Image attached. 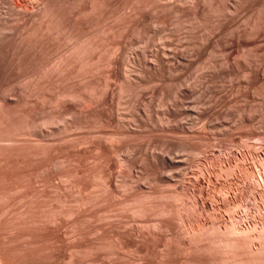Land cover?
Wrapping results in <instances>:
<instances>
[{"label": "rangeland", "instance_id": "374dc122", "mask_svg": "<svg viewBox=\"0 0 264 264\" xmlns=\"http://www.w3.org/2000/svg\"><path fill=\"white\" fill-rule=\"evenodd\" d=\"M241 1L98 0L93 9V1L85 0L70 9L67 25L77 22L78 28H73L81 33L77 39L90 41L82 43L91 49L81 56L83 60L76 58L70 67L51 72L46 78L48 89L37 93L38 69L58 62L71 46L57 48L56 39L49 38L44 50L40 44L32 48L27 30L42 0H0V11L10 19L0 22V34L5 36L0 44V100L19 99L18 95L24 99L0 113L1 134L24 127L27 114L37 112L42 103L45 107L42 94L53 99L72 85L88 93L89 83L100 89L105 75H113V67L107 68L112 51L115 59L119 55L127 59L139 44L140 49L153 45L146 49L144 65L159 74L150 52L156 41L169 37L181 47L172 49L162 65L161 73L168 74L165 82L158 75L157 81L146 84L149 87L135 86L138 94L134 86L128 87L119 111L121 85L115 78L108 83V97L93 105L66 98L61 100L65 108L52 103L47 108L53 106L66 119L68 114L86 116L82 113L90 112L91 106L90 114L109 108H114L113 117L121 116V111L127 119L133 111L143 118L148 114L143 119L145 130L167 110L165 116L171 111L169 118L178 119L177 125L157 123L160 127L154 125V130L141 127L135 133L128 128L119 131L116 123L98 124L73 128L62 138L52 137V142L19 135L14 146L0 147V264H264V94L256 91L264 83V1ZM255 16L261 23L257 33L250 32ZM192 35L201 39H191ZM192 41L195 47L190 46ZM37 60L41 63L35 70ZM85 61V72L76 75ZM171 80L179 103L164 113L158 104L160 90L165 88L167 96ZM131 146L137 149H132L133 157L141 159L126 168L115 154L131 153ZM153 153L156 161L149 157ZM142 158L146 164L156 163L148 166ZM226 167L231 172L223 171ZM119 174L138 184L132 180L129 190L116 186ZM148 175L149 183L141 187ZM158 175L162 182L156 180Z\"/></svg>", "mask_w": 264, "mask_h": 264}, {"label": "bare ground", "instance_id": "6f19581e", "mask_svg": "<svg viewBox=\"0 0 264 264\" xmlns=\"http://www.w3.org/2000/svg\"><path fill=\"white\" fill-rule=\"evenodd\" d=\"M85 0H42V2L41 3H39V7H38V9H37V11L36 12H34V14H33V22H32V26L31 27H29L30 28V30H27V33H28V31H29V36H26V37H28V39H29V41L27 40V38H26V40L28 41V43L29 42H32V45L34 46V45H38V44H40V47H41V49L42 50H44V45H45V40L46 41H48V39L50 38V39H52L53 38V41H54V38L56 39V42H57V45H58V47L57 48H60V47H62V46H64V45H67V44H70V46L71 47H69L70 48V51L67 53V55L66 56H61V58L59 59V61L58 62H55L54 64L52 63H50V64H46V65H44L43 67H41V68H39L38 69V71H37V75H36V81H35V86H34V90H36V92L37 93H39V92H43L44 90H45V88H46V85H47V81H46V78L50 75V73L51 72H54V71H62L63 69H65L67 66H69L70 67V65L72 64V63H74V59H76V60H78L79 58H81V56L83 55V54H85L86 52H87V50L89 49H91V48H88V45H89V42L90 41H88V40H86V41H88V45H85V44H83L84 42H86V41H84V40H80L79 41V38L77 39V37H79L78 36V33H79V31H78V33H77V31L75 32L74 31V29L73 28H75V30H76V27L78 26L77 25V22H76V19H74V21L76 22V23H72V22H70V20H69V22L70 23H68V25H67V22H68V19H69V15H71V14H69L70 13V9L73 7V6H78V5H81L83 2H84ZM93 1V4H92V6H93V9H94V6H99V5H96V3H97V1L98 0H92ZM223 1H225L226 3H227V0H223ZM240 1V0H239ZM243 1V0H242ZM238 2V3H242L243 4V2ZM245 1H247V0H245ZM244 1V2H245ZM252 1V0H251ZM260 1V0H259ZM264 1V0H263ZM225 2H222V3H224L225 4ZM248 2V1H247ZM252 2H254V1H252ZM257 2V1H256ZM99 3H100V1H99ZM102 3V2H101ZM235 3H237L236 1H235ZM263 3V4H262ZM261 4L262 5H264V2H262ZM239 4V7L241 6ZM259 4H260V2H259ZM260 4V5H261ZM102 5V4H101ZM100 5V6H101ZM215 5V4H214ZM219 5V4H218ZM226 5V4H225ZM258 5V4H257ZM92 6L90 7V8H92ZM220 6V5H219ZM236 6H238L237 4H236ZM214 7H216V5L214 6ZM221 7V6H220ZM261 7L262 6H260V10H261ZM75 8V7H74ZM95 8H98V7H95ZM228 8V7H227ZM264 7H262V9H263ZM217 8H215V10H216ZM91 9H89V11H90ZM219 11L221 10L222 11V9L221 8H219L218 9ZM259 10V11H260ZM264 10V9H263ZM85 11V10H84ZM92 11V10H91ZM72 12V11H71ZM85 12H88V11H85ZM93 12H95V11H93ZM264 13V12H263ZM8 13L6 12V13H4L3 11H0V22H1V24H3V22H4V24H6L7 22H9L10 21V19H9V17L8 16H5V15H7ZM86 14V13H85ZM91 14H92V12H91ZM257 14V13H256ZM260 14V13H259ZM261 14H262V10H261ZM260 14V16H261V18H262V15ZM88 15H90V14H88ZM264 15V14H263ZM2 16H4V17H2ZM257 18H258V16H257ZM262 19H264V18H262ZM252 20H256V16L254 17V19H252ZM257 20H259V18L257 19ZM72 21V20H71ZM77 21H79L80 23H81V20H77ZM262 20L260 19L259 20V22H261ZM252 23H254V24H252L253 25V27H251V29H252V31H250V32H254V31H256V33H257V29H258V26L261 24H258V22L257 21H255V22H253L252 21ZM264 23V21H262V24ZM79 24V23H78ZM251 25V24H250ZM251 25V26H252ZM78 28V27H77ZM80 28V27H79ZM80 29H82V26H81V28ZM79 29V30H80ZM260 29V28H259ZM259 29H258V31H259ZM141 31V30H140ZM139 31V33H141ZM80 32H81V30H80ZM249 32V33H250ZM137 33H138V31H137ZM81 33H79V35H80ZM193 34V33H192ZM197 35H198V33H196ZM195 34V35H196ZM251 34H253V33H251ZM195 35H192V36H190L191 37V39H192V37L193 36H195ZM196 35V36H197ZM250 35V34H249ZM253 35H255V34H253ZM195 36V37H196ZM4 37L5 36H3V35H1L0 34V44L2 43V41L4 40ZM165 37V36H164ZM189 37V38H190ZM30 38H31V41H30ZM167 39H165L164 41H163V38H160V40H162V41H159V39H158V41H156V45H155V49L153 50V49H151V51L150 52H153V55H154V57H155V59L156 60H152L153 61V63L154 62H158V64H159V74L155 71L156 69H154V68H150L151 67V65H147V66H150V67H147V66H145L144 64V62H146V61H148V59H147V57H148V55L149 54H146L147 52V48L148 47H152V46H142L143 48H139L140 47V44L138 45L139 47H137V46H135V47H137L138 49H137V52H136V50H134L136 53H134L132 50V52L133 53H131V51L129 52L131 55H133V56H130V54H127L126 56H127V59L126 58H122L119 54V56H117V58L115 59V52L114 51H112L111 52V54L112 55H110V53H108V55H110L111 57L109 58V56H107V58H105V59H110L111 60V58H112V60L111 61H108V63L105 61V59H104V61L107 63V68L109 67L110 69H112V67H113V75H111V73H107L105 76H106V78H103L104 80H105V83L104 84H102L101 85V87H100V89H97L98 87H96L97 85L96 84H94V83H89V85H87V91H88V93L87 92H85V93H83L82 91H78V87L76 88L75 87V85L73 86H71V87H69V88H66V90H64L63 92H62V90H61V92H60V94H57V96H56V98H48V96H46L45 94H42V102H44L45 100L48 102V100H49V102H48V104H46L47 102L45 101L44 102V104H45V107H43V103H42V106L41 107H43L42 108V112H38V111H40L41 110V107H40V109L38 110L37 109V112L36 111H34L33 109V112H34V114L33 113H30V111H29V113L30 114H27L26 115V120H25V122H26V124H23V125H25L24 127L22 126V127H20V129L18 128H16L17 130H15V131H13V132H10V133H0V147H2V146H14L15 144H16V142H17V136H19V135H29V136H37L38 138H36V139H45V140H47V141H49V140H51L50 142H52L53 140L51 139L52 137H55V138H57V137H59V135L61 136V138H62V136L64 135L63 133H65V132H69V130H71V129H79V130H81L80 128H86V127H90L91 128V126H93V128H95L94 126L95 125H98V127L100 126V125H107L108 126V124H110V126H113V125H111L112 123L114 124V123H116V124H114V125H116L117 126V129L118 128H123L124 130H125V128L127 129H129V131L131 130H136V131H138L137 129H142L141 127H143V126H146L147 125V122H146V120H143L145 117L147 118V116H148V114L143 118V117H141V115L139 114H133V112L132 113H130V115L129 114H127V115H129L130 116V119H127V118H129V117H126L125 118V114L124 113H122V111H121V113H119V114H121V116L119 115H115L114 117H113V115H112V113L110 112V110H112V109H114V108H109V111H108V109H104V111L105 110H107L108 112H102V110L99 112H94V113H91L90 114V112L92 111H94V110H92V106L90 107V112H87V111H85L86 113H82V114H90V119L91 120H89V119H87V115L86 116H84V117H80L81 116V113H80V116L79 115H77L76 114V116H78V117H72V118H75V119H73L72 121H69V120H71L72 118H71V116H69V114L67 115L69 118H67V119H69V120H67L66 119V116H64L65 114H63L62 115V113H60V111H61V109H63L62 107H61V109H60V111H59V113L61 114H58V112H56V111H54L53 109V106H51L50 107V109H47V108H49V104H54V107H56V108H59L60 106H57V105H62L63 104V102L64 101H61L62 99L63 100H67L66 98H69V99H72V100H74L73 102H75V100H76V102H79L80 103V105H83L84 104V102L86 103V104H88L89 105V103H90V105H93V104H91V102L93 103V101H97V99H99V98H101L102 100H103V98L104 97H108L106 94H108V92H107V90L106 89H108L107 87H109L108 86V83L110 82V80L111 79H113V78H115L120 84L119 85H121L120 87V89L119 90H121V93L119 92V94H120V96H119V98H118V100L116 101V103L118 102V106L116 105V103H115V105L118 107V109H117V107L115 108V111L117 112V110L119 111V106H121L122 105V100H123V98H124V96H126L127 94V91H126V89H128V87H131V86H137V88H138V86H139V88H141L142 86H146V87H149V86H147L146 84H149V83H151V82H153V81H155L156 79H157V76L158 77H160L161 75H163V74H165V73H161V70H162V65H165V61L167 62V56H170V53L172 52V49L174 50V49H176V46H179L178 44H176L175 45V41L176 40H174V43H172V41H170V39H169V37H166ZM197 39H198V41H199V39H201V38H198V37H196ZM196 38H195V40H196ZM62 39V40H61ZM77 39V40H76ZM81 39V38H80ZM58 41H59V43H58ZM75 41H79V42H81L82 43V41H84L82 44L80 43L79 44V42H77V43H75ZM197 41V40H196ZM197 41V42H198ZM139 42H141V41H138V43ZM159 44H158V43ZM171 42V43H170ZM193 42L194 41H192L191 42V45L190 46H194L195 47V45H192L193 44ZM87 43V42H86ZM91 43V42H90ZM142 43V42H141ZM199 43V42H198ZM171 44H173L174 46H175V48H174V46L172 45V48H171ZM29 45H30V43H29ZM91 46H92V44H90ZM197 45H199V44H197ZM196 45V46H197ZM31 46V45H30ZM31 46L32 48H38L39 47V45L38 46ZM90 46V47H91ZM146 47V48H145ZM180 47V46H179ZM189 47V46H188ZM183 48V47H182ZM186 48V47H185ZM135 49V48H134ZM147 49V50H146ZM178 49H181V47L180 48H178ZM178 49H176V50H178ZM180 51V50H179ZM182 51V50H181ZM89 52V51H88ZM109 52V51H108ZM113 52H114V55H113ZM149 52V53H150ZM151 54V53H150ZM173 54V53H172ZM176 54V53H175ZM117 55V54H116ZM211 55V56H210ZM209 56L210 57H212V56H214L215 54L213 53V54H210ZM86 56H87V53H86ZM105 56V57H106ZM114 58H113V57ZM129 56L131 57V58H129ZM85 57V56H84ZM83 57V58H84ZM46 58V57H45ZM36 59H37V57H36ZM82 59V58H81ZM80 59V60H81ZM113 59H114V61H113ZM146 59V60H145ZM83 60V59H82ZM81 60V61H82ZM152 61H149V62H152ZM40 63L41 62H39L38 60L37 61H35V70H37V68H38V66L40 65ZM82 63V65L80 66V64H79V66H78V68L75 70V74L77 75V74H80V73H84L85 72V70H86V68H85V66L86 65H88V63L85 61V62H81ZM85 63V64H84ZM148 63V62H147ZM85 66H84V65ZM104 66H106L105 65V63H104ZM112 66V67H111ZM166 66L168 67V65L166 64ZM172 66V65H171ZM171 66H170V68H171ZM87 67V66H86ZM167 67H165L166 69H167ZM108 68V69H109ZM169 68V69H170ZM109 69V70H110ZM168 69V70H169ZM164 70V69H163ZM162 70V71H163ZM172 69H170V71H171ZM174 71V70H173ZM173 71H171V72H173ZM166 72L168 73V71L166 70ZM166 73V74H167ZM170 73V72H169ZM109 74V75H108ZM170 76L172 75V74H169ZM104 76V77H105ZM164 76V75H163ZM166 76V78L168 77V74L167 75H165ZM165 76L163 77V81H164V78H165ZM169 76V78L171 79V77ZM162 77V76H161ZM176 77V76H175ZM174 77V78H175ZM166 78H165V80H166ZM169 78H168V80H169ZM173 78V75H172V79H174ZM178 78V77H177ZM180 78V77H179ZM176 79L177 81H179L180 79ZM104 80H103V82H104ZM159 80V79H158ZM157 81V80H156ZM170 81V80H169ZM165 82V81H164ZM167 82V81H166ZM174 82H175V80H174ZM154 83V82H153ZM171 88L170 87H168V88H170V90H169V94L167 95V96H165L164 95V91H165V88L161 91L160 89H157V90H160V96H162L161 97V100H160V102L158 103L159 104V108H161V110L163 109V111L164 110H166V108H168V107H172V104H174L175 105V107H177V103H179V102H176V100H178V97H180V96H177V94H179V92H178V90L177 91H175V88L173 87V81L171 80ZM178 83V82H177ZM98 86H99V84H98ZM165 86V85H164ZM163 86V87H164ZM167 86H168V84H167ZM170 86V85H169ZM174 86H176V85H174ZM133 87V88H134ZM146 87H143L144 89L146 88ZM136 88V87H135ZM137 88H136V92H137V94H138V91H137ZM142 88V89H143ZM160 88H162V86L160 87ZM46 89H48V87L46 88ZM68 89V90H67ZM143 89V90H144ZM167 89V88H166ZM85 90H86V86H85ZM129 90V89H128ZM134 90V89H133ZM141 90V89H140ZM142 91V90H141ZM140 91V92H141ZM156 91V90H155ZM256 91H258V92H261L262 94H264V83L262 84V85H260L257 89H256ZM83 93V94H81V93ZM124 92H126L125 94H124ZM129 92H130V90H129ZM131 92H132V90H131ZM136 92L134 91V93L136 94ZM166 92H168V91H166ZM178 92V93H177ZM133 93V94H134ZM158 93V92H157ZM260 93V94H261ZM87 94V96H84V95H86ZM118 94V95H119ZM130 94V93H129ZM132 94V93H131ZM136 94V95H137ZM166 94V93H165ZM23 95V94H22ZM159 95V94H158ZM19 96V99L17 98V99H14V97H11L10 99H9V96H8V98H6L5 96V98H4V101L2 100L3 99V97L1 98V100H0V113H7V112H5V110L6 111H8L9 112V110L8 109H10V107L9 108H6V107H8L7 105H9V104H13V103H15L16 104V102L17 103H21L22 101H24V99H21L20 98V96L21 95H18ZM17 96V97H18ZM23 96H25V95H23ZM22 96V97H23ZM129 96V95H128ZM159 96V97H160ZM118 97V96H117ZM127 97V96H126ZM12 98L14 99V100H12ZM16 98V97H15ZM48 98V99H47ZM65 98V99H64ZM131 99V98H130ZM129 99V100H130ZM160 99V98H159ZM77 100H79V101H77ZM82 100V101H81ZM102 100H98L99 102H101ZM133 100H134V98H133ZM83 103V104H81V102ZM105 101V100H104ZM103 101V102H104ZM62 102V103H61ZM75 102V103H76ZM99 102H97V103H99ZM175 102H176V104H175ZM61 103V104H60ZM78 103V104H79ZM96 103V102H95ZM94 103V104H95ZM14 104V105H15ZM22 104V103H21ZM24 104V103H23ZM65 104V103H64ZM86 104L84 105L86 108H87V106H86ZM124 104V103H123ZM131 104V103H130ZM134 104V103H133ZM48 107H47V106ZM114 105V106H115ZM173 105V106H174ZM63 106V105H62ZM65 106V105H64ZM63 106V107H64ZM12 107V106H11ZM89 107V106H88ZM100 107V106H99ZM131 107H132V105H131ZM130 107V108H131ZM154 107H156V106H154ZM164 107H165V109H164ZM65 108V107H64ZM96 106H95V110H96ZM123 108V107H122ZM88 109V108H87ZM94 109V108H93ZM117 109V110H116ZM132 109H133V107H132ZM132 109H130V111L132 110ZM169 109V108H168ZM173 109V108H172ZM56 110V109H55ZM65 110V109H64ZM68 110V109H67ZM69 110H71V109H69ZM97 110H99V108L97 109ZM120 110H121V108H120ZM123 110H124V108H123ZM134 110V109H133ZM160 110V111H161ZM58 111V110H57ZM74 111V110H73ZM73 111H69V112H71L70 114H73L72 112ZM169 111V110H168ZM174 111V110H173ZM12 112V111H11ZM15 112V111H14ZM32 112V111H31ZM66 111H64V113H65ZM68 112V111H67ZM66 112V113H67ZM113 112H114V110H113ZM116 112H114V114H116ZM128 112V111H127ZM162 112V111H161ZM171 112V111H170ZM169 112V113H170ZM4 113L2 114V115H4ZM13 113V112H12ZM11 113V114H12ZM75 113V112H74ZM110 113H111V115H110ZM118 113V112H117ZM163 113V112H162ZM162 113H159V114H161L162 115ZM164 113H165V111H164ZM166 113H167V110H166ZM165 113V114H166ZM168 113V116H165V114H163V116H161V115H159V117L157 118L156 117V122L154 121V116H152L151 115V113H149L151 116H149V117H152L151 119V121H154L155 123H154V125L155 126H157L158 124H161V125H167V127H169L168 125L170 124L171 126H172V122L174 121V123H176V125H177V123L179 122L180 123V121H178V119H177V122L175 121V120H172V119H170L169 117H170V115L171 114H169ZM20 114H21V112H20ZM23 114H25V113H23ZM32 114V115H31ZM122 114H124L123 116L124 117H122ZM154 114H158V113H154ZM153 114V115H154ZM15 115V114H14ZM74 115V114H73ZM126 115V116H127ZM172 115H173V112H172ZM175 115V114H174ZM1 116V115H0ZM13 116V115H12ZM118 116V117H117ZM2 117V116H1ZM22 117V116H21ZM23 117H25V115H23ZM22 117V118H23ZM89 117V116H88ZM148 117V118H149ZM175 117H177V116H175ZM8 118V117H7ZM145 118V119H146ZM171 118H173V116L171 117ZM1 120H2V118H0ZM27 119H28V121H27ZM66 119V120H65ZM150 119V118H149ZM175 119V118H174ZM0 120V121H1ZM4 120V119H3ZM6 120V119H5ZM8 120V119H7ZM11 120V119H10ZM24 120V119H23ZM60 121H63L62 123L60 122ZM151 121H149L150 123H151ZM2 123H3V121H1ZM12 122V121H11ZM15 122V121H14ZM13 122V123H14ZM17 122V121H16ZM58 122H60V125H58L59 123ZM149 122H148V124H149ZM56 123H58L57 124V126H56ZM153 123V122H152ZM151 123V124H152ZM158 123V124H157ZM172 123V124H171ZM1 124V123H0ZM5 124V123H4ZM3 124V125H4ZM16 124H18V123H16ZM20 124V123H19ZM151 124H149V127L151 128H153V130H154V128H155V126L152 124V126H150ZM13 125V124H12ZM15 125V124H14ZM18 126H20V125H18ZM119 126V127H118ZM148 126V125H147ZM154 126V127H153ZM162 126V128H166V127H163ZM173 126H174V124H173ZM1 127V126H0ZM6 127V126H5ZM8 127V126H7ZM97 127V126H96ZM149 127H147L148 129H146L145 130V128H144V131H148L149 130ZM158 127H160V125H158ZM158 127H156V128H158ZM11 128V127H10ZM12 129V128H11ZM89 129V128H88ZM115 129H116V127H115ZM127 129V130H128ZM6 130V129H5ZM119 130V129H118ZM122 129H120L119 131H121ZM123 130V131H124ZM72 131H74V130H72ZM136 131H134L135 133H136ZM140 131V130H139ZM138 131V132H139ZM127 132V131H126ZM142 132V131H141ZM127 133H129V132H127ZM131 133V132H130ZM63 134V135H62ZM66 134V133H65ZM72 134V133H71ZM70 133H67V135L66 136H70L71 135ZM57 136V137H56ZM65 136V135H64ZM49 139V140H48ZM58 139V138H57ZM60 139V138H59ZM64 139V138H63ZM65 139H67V138H65ZM41 140V141H42ZM56 140V139H55ZM38 141V140H37ZM40 141V140H39ZM38 141V142H39ZM42 142H44V140L42 141ZM46 142V141H45ZM47 143V142H46ZM134 146H131V149H130V151H131V153H129V155L130 154H132V155H130V156H132V157H130V156H128V153H125V152H120L121 154H123V155H121V154H119V153H117V151H116V154H115V157L117 156V162H119L121 165H127V167L126 166H124V167H126V168H130V167H128L129 165H132V163L134 164L135 162L134 161H137V159L139 158V159H141L140 157H138V156H135V157H133V154L134 155H136L135 153H132V152H134L135 150V152H137V149H135V148H133ZM125 148V147H124ZM128 149L130 148V147H127ZM132 149H135L134 151H132ZM127 149H125V151H126ZM121 151H124V150H121ZM126 154H127V156H126ZM125 155V156H124ZM153 155H154V153L151 155V156H149V157H153ZM156 155H158L157 153H156ZM160 155V154H159ZM162 155H160V157H161ZM138 157V158H137ZM155 157V156H154ZM153 157V158H154ZM159 157V156H158ZM157 157V158H158ZM134 158H136V160L134 159ZM116 159V158H115ZM156 159V157L154 158V160ZM159 159V158H158ZM161 159H164L163 157L162 158H160V160ZM148 160H150V159H148ZM147 160V161H148ZM157 160V159H156ZM155 160V161H156ZM141 162L143 161H145V159H143L142 158V160H140ZM139 161V162H140ZM154 161V162H155ZM159 161V160H158ZM152 162H153V159H152ZM154 162L152 163V164H154ZM119 163H118V165H119ZM145 163V162H144ZM148 163H150V162H148ZM147 163V164H148ZM156 163V162H155ZM146 164V163H145ZM146 164V165H147ZM151 164V163H150ZM150 164H148V166L150 165ZM151 164V165H152ZM58 167V163H56L55 164V166H54V169L55 168H57ZM132 167H133V165H132ZM155 168L156 166H152V168ZM231 167V166H230ZM53 169V170H54ZM227 169H229V167L227 168L226 167V169H224L223 168V171L224 170H227ZM230 169H232V167L230 168ZM230 169H229V171H230ZM233 170H234V168H233ZM232 170V171H233ZM154 171H156L155 169H154ZM154 171H153V173H154ZM156 172H158V171H156ZM231 172V171H230ZM152 173V172H151ZM155 174V173H154ZM153 174V175H154ZM156 174H161V173H156ZM120 176H117V180H118V182H116L115 183V185L116 186H118V187H122V189H124V187H125V189H126V187H127V189L129 190L130 188H132V187H130V186H134V184L132 185V180L133 179H128L127 177H126V179H124L123 177H122V175L121 174H119ZM157 176V178L156 177H154V178H156V180L159 178L160 179V176ZM124 176V175H123ZM149 176V175H148ZM150 176H152L151 174H150ZM149 176V177H150ZM118 177H120L119 179H118ZM122 177V178H121ZM125 177V176H124ZM148 177V179L146 178V181H144V183L142 184L140 181V183H141V187H143L142 185H145V184H147V183H145V182H148L149 183V181H147V180H150L151 179V177L149 178ZM153 178V177H152ZM161 178H162V174H161ZM128 179V180H127ZM158 179V181H160ZM156 180H154V179H152V183L154 182V181H156ZM162 180H163V178H162ZM162 180L160 181V182H162ZM134 181V180H133ZM157 182V181H156ZM159 182V183H160ZM133 183H137L138 184V181H134ZM150 183H151V181H150ZM151 183V184H152ZM138 185V186H139ZM160 185V184H159ZM138 186H135L134 188H136V187H138ZM139 186V187H140ZM146 186V185H145ZM128 187H130V188H128ZM119 189V188H118ZM121 190V189H120ZM262 248H264V247H262ZM262 251H263V249H262ZM257 253V252H256ZM259 253V252H258Z\"/></svg>", "mask_w": 264, "mask_h": 264}]
</instances>
